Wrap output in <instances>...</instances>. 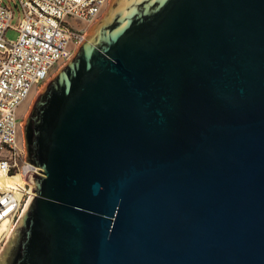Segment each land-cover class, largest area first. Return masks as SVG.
<instances>
[{"label": "water", "instance_id": "1", "mask_svg": "<svg viewBox=\"0 0 264 264\" xmlns=\"http://www.w3.org/2000/svg\"><path fill=\"white\" fill-rule=\"evenodd\" d=\"M24 133L0 264H264V0H113Z\"/></svg>", "mask_w": 264, "mask_h": 264}, {"label": "built area", "instance_id": "2", "mask_svg": "<svg viewBox=\"0 0 264 264\" xmlns=\"http://www.w3.org/2000/svg\"><path fill=\"white\" fill-rule=\"evenodd\" d=\"M110 0H0V243L18 225L42 168L26 161L19 109L69 62ZM17 39L6 36L8 30Z\"/></svg>", "mask_w": 264, "mask_h": 264}, {"label": "rangeland", "instance_id": "3", "mask_svg": "<svg viewBox=\"0 0 264 264\" xmlns=\"http://www.w3.org/2000/svg\"><path fill=\"white\" fill-rule=\"evenodd\" d=\"M112 2H113V0H110V1H109V3H108V5H107L106 9H104L103 12H102V17H101L102 19L100 18V19L96 20V21H95V22L89 27V29L87 30V34H88V32H89L94 26H96L98 23H100V22L106 17L108 11L111 10ZM87 34H86V36H87ZM6 36H7L8 38H10V39H14V40H15V39H17V37H18V33H17L16 31H14V29H10V30L7 31ZM85 41H86V40H85ZM74 56H75V55H74ZM74 56H73V57H74ZM62 68H63V67L58 68L57 70H55V71L52 73V75L49 76L48 80H46V82H45V83H44V84H43V85H42V86H41L36 92H33L32 95H31V97H30V99H28V100H27V101L21 106V108L19 109V115L21 116V124H22V125H21V136H22V138H23L24 141H26V140H25V133H24V125H26V123H27V118H28V116L30 115L31 110L33 109V106H34V104H35V101H36L38 95H39L41 92L44 91V88L46 87V85H48V84L51 82V80H52L55 76L58 75V73L61 71ZM9 239H10V237H9L5 242L0 243V254H1V252L3 251V249H4L5 245H6V243L9 242Z\"/></svg>", "mask_w": 264, "mask_h": 264}, {"label": "bare ground", "instance_id": "4", "mask_svg": "<svg viewBox=\"0 0 264 264\" xmlns=\"http://www.w3.org/2000/svg\"><path fill=\"white\" fill-rule=\"evenodd\" d=\"M15 178H16V177L10 178V177H3V176H0V181H1V182H4V183H7V182H9V180H13V179H15ZM3 228H4V226L0 227V234H1L2 230H3Z\"/></svg>", "mask_w": 264, "mask_h": 264}, {"label": "flooded vegetation", "instance_id": "5", "mask_svg": "<svg viewBox=\"0 0 264 264\" xmlns=\"http://www.w3.org/2000/svg\"><path fill=\"white\" fill-rule=\"evenodd\" d=\"M101 17H102V14L100 15V17H99L98 19H100ZM98 19H97V20H98Z\"/></svg>", "mask_w": 264, "mask_h": 264}]
</instances>
